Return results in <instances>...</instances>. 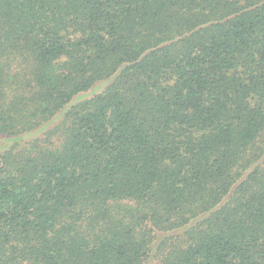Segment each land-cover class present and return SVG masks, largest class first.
Segmentation results:
<instances>
[{"label": "trees", "instance_id": "trees-1", "mask_svg": "<svg viewBox=\"0 0 264 264\" xmlns=\"http://www.w3.org/2000/svg\"><path fill=\"white\" fill-rule=\"evenodd\" d=\"M0 264H264V0H0Z\"/></svg>", "mask_w": 264, "mask_h": 264}]
</instances>
